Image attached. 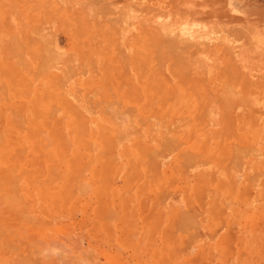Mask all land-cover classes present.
<instances>
[{
  "label": "rangeland",
  "instance_id": "obj_1",
  "mask_svg": "<svg viewBox=\"0 0 264 264\" xmlns=\"http://www.w3.org/2000/svg\"><path fill=\"white\" fill-rule=\"evenodd\" d=\"M211 263L264 264V0H0V264Z\"/></svg>",
  "mask_w": 264,
  "mask_h": 264
},
{
  "label": "crops",
  "instance_id": "obj_2",
  "mask_svg": "<svg viewBox=\"0 0 264 264\" xmlns=\"http://www.w3.org/2000/svg\"><path fill=\"white\" fill-rule=\"evenodd\" d=\"M174 217H163L162 221L160 222L161 224H172L174 223L173 221ZM204 219L205 217H198L196 218V221H193L191 223L193 224H203L204 223ZM240 219L238 218V216H235V210L234 208L232 209V214H231V218L230 215L227 218V236L230 238V234L233 240L238 238V234L241 231V229L239 230L240 227H243L246 232L249 230V228L245 227L244 222L245 221H239ZM244 220V219H241ZM127 223L131 224L132 229L134 228H138V231L134 234H132L131 240L137 239V241H141V252L140 253H144L142 252L143 246H142V241L145 238L146 240V247L150 248V241H152L153 239V225L155 223L153 218H148V217H141V216H137V217H132L130 218V221H128ZM186 221H179L178 224H185ZM212 223V222H211ZM246 224V223H245ZM138 225V226H137ZM146 232H145V231ZM216 229L214 230V227L211 226L210 228V240H214L217 238L216 236ZM215 234V235H214ZM214 249V247L211 245V254H212V250ZM152 254V253H151ZM149 254L148 249H146V255H151ZM133 256V254H131V257ZM214 264V263H211Z\"/></svg>",
  "mask_w": 264,
  "mask_h": 264
},
{
  "label": "bare ground",
  "instance_id": "obj_3",
  "mask_svg": "<svg viewBox=\"0 0 264 264\" xmlns=\"http://www.w3.org/2000/svg\"><path fill=\"white\" fill-rule=\"evenodd\" d=\"M15 37H16V36H15ZM11 38H12V37H11ZM11 38H10V40H11V41H12V40L14 41V40L17 39L18 37H16L15 39H11ZM16 41H17V40H16ZM16 41H15V43L17 44ZM11 43H12V42H11ZM18 43L20 44L19 41H18ZM16 44H14V45L17 46ZM19 44H18V47H17V48L15 47V48H16V51H17V49L20 47ZM13 47H14V46H13ZM19 49L21 50V48H19ZM129 133H130V132H129ZM123 139H124V138H123ZM198 157H200V156H198ZM202 157H203V156H202Z\"/></svg>",
  "mask_w": 264,
  "mask_h": 264
}]
</instances>
